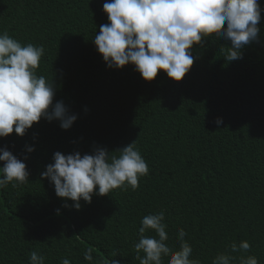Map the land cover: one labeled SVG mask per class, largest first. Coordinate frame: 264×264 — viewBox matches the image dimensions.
Instances as JSON below:
<instances>
[{
  "label": "trees",
  "instance_id": "16d2710c",
  "mask_svg": "<svg viewBox=\"0 0 264 264\" xmlns=\"http://www.w3.org/2000/svg\"><path fill=\"white\" fill-rule=\"evenodd\" d=\"M105 2L0 0V34L43 46L35 74L53 85V105L63 102L77 116L67 130L42 117L23 136L0 138V149L29 173L27 182L0 188V264H29L33 251L44 264H90L89 248L92 264H140L134 244L141 220L161 211L173 251L182 228L199 264L218 254L234 257L231 264L250 255L264 264V0L257 39L242 48V58L225 59L230 40L203 37L179 82L163 70L146 81L133 64L107 66L94 44L109 23ZM133 142L149 168L135 190L93 194L77 210L41 176L56 152L102 148L119 156ZM144 235L158 239L151 229ZM241 241L251 248L232 252Z\"/></svg>",
  "mask_w": 264,
  "mask_h": 264
},
{
  "label": "clouds",
  "instance_id": "9594fccd",
  "mask_svg": "<svg viewBox=\"0 0 264 264\" xmlns=\"http://www.w3.org/2000/svg\"><path fill=\"white\" fill-rule=\"evenodd\" d=\"M103 11L109 23L100 25L94 44L109 68L133 64L146 81H152L163 70L179 82L193 65V45L200 44L203 37L230 40L225 59L231 62L242 58V48L257 39L262 9L258 0H108ZM43 53V46H22L7 32L0 34V138L13 131L23 136L42 117L49 122L59 120L65 130L77 119L68 113L63 102L53 105V85L35 74ZM215 123L219 125L222 120L217 118ZM27 151L34 148L28 147ZM116 152L119 156L102 148L83 155L56 152L54 163L47 165L41 176L54 184L58 197L73 201V207L79 210L81 199L90 203L93 194L104 196L128 186L135 190L139 177L149 174L135 142ZM0 161L4 162L0 167V188L12 181H28L25 163L10 151L0 149ZM164 219L162 211L142 218L140 238L134 244L140 264H163L165 256L169 257L167 264H199L190 259L192 247L184 240V229L178 230L179 250L173 251L166 244ZM149 229L155 231L158 239L144 235ZM230 247L232 252H247L251 245L241 241L239 246L233 242ZM141 251L143 257L139 256ZM44 259L33 251L29 264H44ZM84 259L92 264L91 248L84 253ZM232 259L218 254L212 264H231ZM62 264L70 261L65 258ZM110 264L119 262L112 260ZM240 264H258V260L250 255L241 257Z\"/></svg>",
  "mask_w": 264,
  "mask_h": 264
}]
</instances>
